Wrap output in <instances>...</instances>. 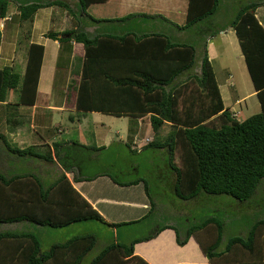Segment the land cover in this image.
<instances>
[{
  "label": "trees",
  "instance_id": "1",
  "mask_svg": "<svg viewBox=\"0 0 264 264\" xmlns=\"http://www.w3.org/2000/svg\"><path fill=\"white\" fill-rule=\"evenodd\" d=\"M77 1L84 15L96 21L103 19L85 10L88 3L103 0ZM47 3L60 2L43 4L38 0H20L18 17L30 21L34 10ZM261 3L264 0L248 1L237 9L229 22L259 102L258 111L240 119L232 117L222 104L205 45L201 49L199 71L187 72L183 78L176 79L192 67L194 46L189 42H174L164 33L125 31L90 35L83 29H71L49 30L45 35L57 39L58 43L67 42V50H70V38L82 44L77 84L69 87L74 94L66 93L67 97L75 96L76 110L96 109L131 116L148 113L153 136L142 147H166L176 195L186 199L201 192L225 193L241 200L254 192L264 176V29L253 13L255 6ZM7 4L8 0H0V17L6 15ZM216 4L217 0H188L185 22L179 27L203 19ZM132 15L104 19L122 20ZM57 33H69V36H57ZM42 50V44L29 42L21 74L11 65L0 67L2 138L3 125L9 127L16 122L10 112L15 111V106L11 108L9 104L32 103ZM14 88L17 89L16 102H4L7 91ZM163 122L169 128L161 136L157 130ZM54 145L59 158V143L54 142ZM30 147L15 151L25 154ZM59 164L68 170L66 162ZM109 175L118 184L141 180L147 193L145 179L120 181ZM87 219L112 225L126 223L107 222L71 186L63 172L47 184L33 172L10 175L0 172V222L28 220L41 225L64 226ZM207 224H210L212 241L205 244L200 240V247L210 264H244L264 253V217L253 221L246 236H229L220 250H216V246L221 238L222 220L212 214L199 223L189 224L182 237L174 226L176 242L183 243L189 234ZM156 231L125 243H106L91 257L89 264H148L132 253V244ZM94 242L92 232H81L54 241L43 249L31 231L3 229L0 230V264H78Z\"/></svg>",
  "mask_w": 264,
  "mask_h": 264
},
{
  "label": "crops",
  "instance_id": "2",
  "mask_svg": "<svg viewBox=\"0 0 264 264\" xmlns=\"http://www.w3.org/2000/svg\"><path fill=\"white\" fill-rule=\"evenodd\" d=\"M14 1L16 5V17L9 15L13 10L9 9V11H7V9L6 15L2 19L3 26L0 28V67L11 65L21 74L24 68L26 49L29 42L42 44L43 50L32 103H18L15 105V109H19L18 115L16 114L14 117L16 122L12 125L10 124L8 130L5 131V135L7 134L9 141L11 142L3 138L0 139V172L7 175L33 172L39 176L44 184L51 182L60 172H63L71 186L83 196L90 205L106 219L107 222H126L118 225L109 224L112 231V239L107 243H125L134 237L144 236L151 231L157 230L147 238L134 241L132 244V253L141 257L148 264H210L208 258L200 247V240L203 243L206 242L205 244L212 241V238H208L211 233L210 224H207L205 227L189 234L185 241L179 244L176 242V234L173 227L175 226L178 228L179 237H182L189 223L182 224L180 228L179 224L174 223L173 219L163 222H157V220L154 219L149 221V224L143 223L144 216L146 213L148 214V212H150L152 199L144 191L142 181L140 180L136 183L130 184H118L109 175L111 174L115 176L113 171L107 168L101 170L95 167V164L101 162L100 152L107 150L110 145L116 141V138L120 142L127 141V144H129L134 137H138V139L142 138L138 135L139 125L145 127L147 124L151 130L148 121V113L146 112L142 115L131 116L125 113L116 114L96 109L76 110L73 105V98L75 96L68 95L67 97L66 93L71 91V94H74L72 89H70V85L73 84L76 86L77 84L83 53L82 44L70 38L68 42L70 43V50H67V42L58 43L57 39L46 36L45 32L49 30L61 31L83 29L90 35H94L98 33L120 34L125 31H134L137 33L144 31H158L166 34L170 40L174 42H189L193 44L194 60L198 49L200 50L197 59L198 65L195 67L192 66V71L190 72L199 71L201 49L203 45H205L206 55L211 64L223 106L227 107L229 112L231 110H238L239 113L244 110L248 112L247 114L249 115L259 110V102L247 70H245V72L244 70L242 71V62L237 60V56L240 55L243 60L242 64L245 66L241 52L236 54L237 56L234 59L236 67L239 66L240 68V75L234 73L233 67L231 69L227 63L215 61V67L219 66V70L230 68L233 71L232 76H234L235 80H238L236 85L228 82L229 77L231 78V72L229 70H226V75L223 74L218 78L211 58L212 56H215L216 59L218 58L216 46H219V42L223 39L222 34L229 32V30L234 34L229 22L233 18L237 9L250 0L239 1L235 4L234 10H230L228 6H226V2L231 0H217L216 7L210 14L186 27H179V25L181 26L185 22L188 0H103L88 3L85 8L86 11L89 5L107 1H112L114 4L128 9L136 8L135 10L128 11L127 13H133L134 15L125 19H104L111 17L109 16L99 17L103 19L98 21L90 19L88 16L84 15L79 8L77 0H38L43 4L46 2L58 1L60 3H47L37 7L32 14L31 20L28 21L27 19H21L18 17L17 5L20 0ZM7 6H9V4H7ZM152 6H159L158 8L164 10L165 15L161 14L159 11L151 12L145 9ZM221 6H224L222 10H220ZM66 7L70 8V10L68 11ZM220 13H222L223 16L225 14L229 16L226 19V22L220 19ZM253 13L264 29V3L256 5ZM125 14L112 17H118ZM170 14H183V20L181 23L173 22L170 19ZM132 22L133 24L130 26ZM202 23H206L207 25L205 24L199 29V34L195 38V42L190 41V36L186 33V30L190 27L194 28L197 24ZM226 24L228 26H226ZM216 32L220 34L218 43H215L211 37H207L214 36ZM57 36L67 37L69 36V33H57ZM3 40L6 42L5 46L3 45ZM236 43L238 46L237 39ZM6 46H9V49L6 48ZM46 51L48 54L46 59H44ZM79 55L80 58L75 71L72 72L71 70L73 82H65L60 79V82H63L66 88L60 89V86L58 85L57 97L54 99L55 95L52 94V89L56 83L55 76L57 71L59 72L58 67L67 64L68 68V63L70 61H75L74 57ZM72 66L73 65H71V68ZM184 72L187 73L188 70ZM182 74L183 73L178 76H181ZM250 83L251 87L249 86ZM238 86L241 87L239 88ZM14 89H9L7 91L5 99L3 100L4 102H16L17 90ZM41 107H43L44 110L48 109L49 111L44 112L39 109ZM60 109H68L71 113L68 118L71 120L73 119V115L75 116L83 114L84 112H90L95 116L97 115V117H101V114L125 116L128 117L129 124L124 128V132L122 130V133L118 134L119 131H117V129L109 130V128L104 127L102 121L96 120L94 122L95 126L91 130L92 143L90 145L86 144L84 141H75L72 138H58V133L62 132V127H60L59 123H51V120L54 118L55 111ZM38 111H43V118L36 115L37 113H40ZM24 114L28 116V128L24 127L21 122ZM243 117L238 116V119ZM2 118H4V116ZM133 122L136 123V126H132ZM164 125L168 126L166 122H163L160 127H163ZM160 127L157 130L158 135L165 134L168 129H165V131L161 133L162 129H160ZM152 134L153 132L151 130L150 133L145 135L152 137ZM54 142L59 143L58 149L61 150L59 158L55 153ZM143 143L144 142H140V146H142ZM29 145H31L30 150L25 154H19L15 151L17 148H24ZM83 145L85 147H83ZM86 145L88 148H86ZM140 146L139 149H142ZM152 151L153 154L161 155V162H168V152L166 147H153ZM59 162H66L69 166L68 170H64ZM127 170L133 171L135 170V167L130 165ZM116 178L120 181L134 179L131 175L128 177ZM205 195L206 194L202 192L196 197H200L203 200L206 198ZM210 215L211 214H207L206 217ZM204 218L205 216L202 219ZM202 219H199L198 221L194 220L193 222L196 223ZM224 223L225 222L223 221L222 228ZM164 224L167 225L162 226ZM117 226H119V233ZM37 227L40 226L37 225ZM133 227L137 229V232L134 234L131 233ZM17 229L18 224L17 226L13 225V228L8 230ZM225 241H223L221 235L216 250L222 249ZM51 243H49V245Z\"/></svg>",
  "mask_w": 264,
  "mask_h": 264
},
{
  "label": "rangeland",
  "instance_id": "3",
  "mask_svg": "<svg viewBox=\"0 0 264 264\" xmlns=\"http://www.w3.org/2000/svg\"><path fill=\"white\" fill-rule=\"evenodd\" d=\"M239 1L242 0L228 1L226 2V6H228L230 10L232 9L234 10L235 4H237ZM8 2H9L8 3L9 6H7L8 9L7 11H9V9L13 10V12L9 13V15H11L12 17L13 16L16 17L15 1L9 0ZM158 7L159 6H152L145 9L151 12L159 11L161 12V14L165 15L164 10H161ZM223 7L224 6H221L220 10H222ZM127 9L128 8H124L120 5L114 4L112 1L111 2L107 1V2L94 3L92 5H89L87 7V12L92 16H96V17H109V16L112 17V16L125 14L130 10H135L136 8H131L128 10ZM220 15H221L220 19L226 22V19L229 16L227 14L223 16L222 13H220ZM169 16L173 22L181 23L184 15L170 14ZM2 19L3 17H0V28H2L3 26ZM132 24L133 22L130 24V26ZM205 24L206 23L197 24L194 28L190 27L186 30V33L189 34L190 36L189 38L190 41L195 42V38L199 34V29ZM226 26L228 25L226 24ZM219 36L220 34L216 32L214 36H207V37H211V39H213L215 43H218ZM222 38L223 39H221V41L219 42V46H216V52L218 54V58L216 59L215 56H212L211 61L213 62L214 67L216 64L215 61L225 62L229 65L231 69L233 67L234 73L240 75V68L239 66L236 67L234 62V59L237 56L236 54H239L240 52L236 43L235 35L229 30V32L222 34ZM5 44H6L5 40H3V45L5 46ZM6 48L9 49V46H6ZM198 52H200L199 49ZM198 52L195 56V60L192 65L193 67L198 65L197 64ZM47 54L48 53L46 51L44 59H46ZM79 58L80 55L75 56L74 57L75 61L73 62L70 61L68 63L69 65L68 68H67V64L58 67L59 72L57 71L56 73L55 76L56 83L54 84V87L52 89V94L55 95L54 99H56L57 97L58 85L60 86V89L66 88L64 83L60 82V79L64 80L65 82H70V81L73 82L72 72L75 71L78 65ZM237 60L243 63V60L240 57V55L237 56ZM242 63H241L242 71L244 70L245 72L246 69ZM71 65H73L72 68ZM230 68H224L223 70H219V66H216L215 67L216 74L218 75V78H220V76H222L223 74L226 75V70H229L231 72V78L229 77L228 82L229 83L231 82L232 84L236 85V82H238V80H235L234 76H232L233 71ZM190 71H192V67L188 70V72ZM185 74L186 72H183V74L181 76H178L177 78L181 79L182 77L185 76ZM249 86L251 87V83ZM238 87L240 88L241 86ZM9 106L13 108L15 105L9 104ZM39 109L43 110L44 112L49 111L48 109L44 110L43 107ZM15 110H16L15 112L9 110L12 114H14L13 117H15L16 114L18 115L19 113L18 108H16ZM43 111H38L40 113H37L36 115L43 118L44 117ZM236 112L238 113V110H236ZM239 113H238L239 117L248 115L247 114L248 112L244 110ZM8 114L11 116L10 113ZM69 114L71 113L68 109H64V110L60 109L55 111L54 118L51 120V123L53 122L59 123L60 127H62V132L58 133V138L59 137L72 138L75 141H84L86 144H90V145L92 143L91 130L95 126L94 122L96 120L102 121L104 123V127L109 128V130L117 129V131H119L118 134L122 133V130L124 132V128L129 124L128 117L125 116H113V115L101 114V117H97V115L95 116L90 112H84L83 114L80 115L79 114L75 116L73 115V119L71 120L70 118H68ZM21 122L23 123L24 127L28 128V116H26V114L23 115ZM132 126H136V123L133 122ZM8 128H9L8 124L3 125L2 127V130L4 132V135L2 134L3 139H6L7 141H9V137L7 136V134L5 135V131H7ZM160 129H162L161 133H163L165 129H168V126L164 125L163 127H160ZM150 132L151 130L147 124L145 125V127L139 125L138 135L141 136L142 138L145 136V134ZM1 138L2 137H0V139ZM115 140L116 141H114V143H112L107 150L100 152L101 162L95 164L96 165L95 167L101 170L103 168H107L113 171L115 176L119 178L128 177L131 175V177L133 178H142L146 180L148 187L147 193L152 200H151L150 212H148V214L146 213V215L144 216L143 223L149 224V221L154 219H156L157 222L169 221L170 219H173L174 223L179 224V228H180L182 224H187V223L193 224L194 220L198 221L199 219H202L204 216L206 217L207 214H212V215H216L217 217H220L222 222L223 221L225 222L221 232L223 241H225V239L232 234L246 236L247 231L253 224V221L256 218L264 217V176L260 179L254 192L245 199L239 200L225 193L211 194L206 192H203L204 194H206L205 195L206 198L203 199L204 201L200 197L182 199L178 195H176L173 190V186H172V181L174 178L173 170L168 165V162H161L160 159L161 155L159 156L157 154H153L152 149L154 146L152 145H147L145 147L140 146L142 147V149L140 148L141 150L139 148L134 150L130 148V147H134L132 146L131 143L127 144V141L120 142L117 138ZM130 165L135 167V170L133 171L127 170L130 167ZM17 224L19 230L31 231L34 235H36L40 247L43 249L46 248L49 245V243L53 241H61L69 237L71 234L81 233V232H92L95 236V242L92 245V247H90L80 257L78 264H89L91 257L94 254H96L104 244H106L108 241L112 239V231L110 225L94 219L74 221L64 226L62 225L51 226L48 224L41 226V224H36L35 222H31L28 220L1 221L0 230L13 228V225L17 226ZM37 225L40 227H37ZM117 230L119 233V226H117ZM136 232L137 229L133 227L131 233L134 234ZM260 236H262V234ZM212 237L213 236H208V238L210 239ZM118 239H119V235H118ZM225 243L226 241L224 242V244ZM244 264H264V253L261 252L258 258H256L255 260L254 259L251 260V262L248 261L247 263L245 261Z\"/></svg>",
  "mask_w": 264,
  "mask_h": 264
},
{
  "label": "built area",
  "instance_id": "4",
  "mask_svg": "<svg viewBox=\"0 0 264 264\" xmlns=\"http://www.w3.org/2000/svg\"><path fill=\"white\" fill-rule=\"evenodd\" d=\"M230 115L234 118H237V112L235 110H231L230 111ZM152 137L149 136H144L143 138L138 139V137H134L131 141L132 146H134V148L138 149L140 146V142H147L151 139Z\"/></svg>",
  "mask_w": 264,
  "mask_h": 264
},
{
  "label": "clouds",
  "instance_id": "5",
  "mask_svg": "<svg viewBox=\"0 0 264 264\" xmlns=\"http://www.w3.org/2000/svg\"><path fill=\"white\" fill-rule=\"evenodd\" d=\"M131 148H133V149H135V150H136V148H134V147H131Z\"/></svg>",
  "mask_w": 264,
  "mask_h": 264
}]
</instances>
